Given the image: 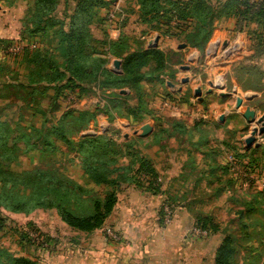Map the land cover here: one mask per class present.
Wrapping results in <instances>:
<instances>
[{
	"label": "trees",
	"instance_id": "1",
	"mask_svg": "<svg viewBox=\"0 0 264 264\" xmlns=\"http://www.w3.org/2000/svg\"><path fill=\"white\" fill-rule=\"evenodd\" d=\"M24 1L27 3V14L23 22L24 30L21 32L23 38L24 35H37L50 39L53 43L49 48L27 59L31 67L24 76L25 82L18 85L24 93L22 99L25 105L42 109L38 112L47 117L48 111L42 106L44 99H48L55 112L60 109L58 100L71 94L77 93L78 97H81L94 88L100 92L108 89L113 91L109 93L110 101L107 104L102 103V106L97 102V109L93 111L67 109L53 124L44 120L40 125H35L34 114L31 112L29 123L22 125L21 114H18L16 122L12 124L0 111V209L25 216L37 210H53L69 229L90 234L104 226L116 205L118 190L122 184H132L155 195L162 193L156 182L157 174L152 168V162L134 149L139 145V141L134 139L118 143L108 132L97 135L83 133L96 125L98 113L106 115L108 119H114L115 110H129L123 106L125 97L114 90L124 87L136 88L140 80L146 77L143 70L149 62H153L154 66L147 70L148 79L150 76L161 79L160 75L166 69L165 54L154 48L130 51L126 45L127 37L123 34H119L115 40L95 39L90 27L97 18V12L109 6L107 0H74L75 5L71 13H67L66 9L59 13L57 0ZM137 1L141 22L153 23L164 19L166 23L176 19V25L169 29V35L181 39L183 37V41L190 48L199 52L205 51L215 20L235 17L241 24L240 27L243 26L242 30H246L252 45L251 54L244 58V65L240 64L241 67L237 69L241 74L242 89L259 91L263 88L264 69H261L259 64L257 67L252 63L264 56V0H218L215 4L210 0ZM167 26L163 28H170ZM108 56L121 60L120 73L106 68ZM255 72H258L255 80L257 85L248 87L249 79ZM27 108L30 110L31 107ZM7 109L9 108L4 110ZM141 109L140 106L136 111L129 110L132 115H137L134 117L138 123L145 116ZM147 113L149 112L146 111ZM160 121L155 120L156 130L152 132L144 147L159 144L162 137L171 138L175 135L179 138H190L192 135L180 121L172 120L164 127ZM188 140L193 148L189 155L199 153L204 161L214 160L218 155L215 150L205 151L208 144L206 139ZM58 142L69 154L74 155L69 158L68 165L31 167L21 171L13 169V163L22 154H53L56 150L61 151ZM223 145L232 152L235 164L240 165L245 172L259 169L260 158L256 155L258 150L248 152L242 147H232L229 143ZM124 158L129 159L127 164L121 162ZM190 163L192 165L195 161L191 158ZM69 166H75L79 170V178L72 176L68 170ZM217 170L221 171L220 174H216ZM230 170L231 167L227 164L213 165L209 171L211 180L208 184L219 183L220 177ZM201 179L203 178L196 180L194 187L199 185ZM227 191L224 187H219L210 192L213 199L218 200ZM187 194L188 191H185L182 197L186 198ZM261 195H264L263 191L257 192L250 200L244 202L247 210L238 211L239 227L245 228L242 222L244 213L258 211L260 205L264 207V202L258 199ZM175 196L177 195L165 199L172 211L178 200ZM204 203L200 201L198 204L201 206ZM196 204L191 202L185 205L193 213L194 226L211 233L220 232L221 227L215 216L202 213L196 208ZM163 215L159 205L160 224ZM6 221V217L0 213V229ZM221 233L223 237L214 252L213 264H234L238 253V237L226 230ZM0 258L4 260V264H40L35 259L14 256L5 250H0Z\"/></svg>",
	"mask_w": 264,
	"mask_h": 264
},
{
	"label": "rangeland",
	"instance_id": "2",
	"mask_svg": "<svg viewBox=\"0 0 264 264\" xmlns=\"http://www.w3.org/2000/svg\"><path fill=\"white\" fill-rule=\"evenodd\" d=\"M58 1V12L61 13L66 9L67 13H71L75 2L74 0H57ZM109 6L105 7V11L100 9L97 12V18L91 25V34L95 39L102 38L107 40H115L111 38L115 34H123L127 37L126 45L128 49L143 50L146 47H154L165 54L166 67L169 71V75L173 76L172 82L176 84L173 93L168 92V88L164 84L163 79H159L150 76L148 79L147 70L152 69L154 66L153 62L149 64L143 70V74H146L145 78L140 80L136 88L124 87L122 89H115L116 93H120L121 90L125 91V94H121L125 108L136 111L140 108L142 114L145 113L143 119L149 120H161V126H165L167 122L170 123L172 120H180L182 124L191 131L190 136L195 139H206L209 138L210 142L214 147L212 150L218 152L217 154L222 155L223 152L226 154L225 164L230 165L228 155H233L230 150L225 148L223 143H229L232 147H241L242 140L244 137L249 135L251 131V124L247 125L242 123L239 119H234L235 114L228 113L229 109L227 101L230 100L233 90L238 96H249L241 92V74L237 71L241 61L248 57L252 52L251 42L248 43L244 33L246 30H242L239 21L234 18H222L215 20L214 23L218 24L220 30L225 32V36L218 38L212 45L208 44L204 52H199L196 49L190 48L181 38L169 35L171 28L176 25V19H172L166 23L164 19L154 21L153 23L141 22L138 17V4L137 0H107ZM174 1H185V0H174ZM218 0H210L212 4H215ZM225 1V0H222ZM254 2L255 0H250ZM114 2V4H111ZM27 14V3L24 0H0V111L3 112L6 117L9 118L10 122H16L18 114H21L20 122L22 125L29 123L30 112L34 114L35 125H40L44 120L48 124L57 122L61 113L67 109H94L96 110L97 102L101 104H107L110 101L109 92H98L96 89H92L87 95L89 97L77 100L64 97L58 100L60 110L53 112L52 106L48 99L42 101V106L48 111L47 117L41 115L34 105L30 110L25 105L24 93L21 92V88L18 87L20 82L24 83V76L27 73L28 68L31 64L27 63V59L33 57L37 52L43 49L49 48L53 43L50 39L45 37L33 36L27 37L22 31L23 22L26 19ZM168 25L166 28L163 26ZM254 26V25H252ZM163 28V29H162ZM254 28V27H252ZM170 29V30H169ZM51 34V33H49ZM101 40V39H99ZM238 44L239 49L235 48V43ZM170 44L172 49L169 48ZM179 44H185L186 47L179 49ZM236 46V48H238ZM233 50L235 58L227 64V56ZM27 53V54H25ZM26 55V56H25ZM109 57V56H108ZM110 60L112 57H109ZM106 64L109 69L113 68L112 63ZM257 66L260 63L258 60L252 63ZM189 66L190 70L183 71L180 69L181 66ZM107 67V68H108ZM258 67V66H257ZM201 72L200 81L193 82V78L190 77V72ZM194 74V73H192ZM179 76H188V83L185 85L181 84ZM258 77V72L252 74L248 87L257 85L255 82ZM181 89L178 90V88ZM238 87V88H237ZM240 88V89H239ZM200 90V96L195 97L194 91ZM208 90H212L210 94H206ZM51 94V93H50ZM99 94V95H97ZM196 99H193V97ZM72 96V94H71ZM168 99L177 108L183 110L180 116L170 115L169 110L162 108L163 101ZM199 98H204V101L199 102ZM166 99V100H167ZM141 101V102H139ZM102 104V106H103ZM9 108L4 110L5 108ZM24 109V110H21ZM103 108V107H102ZM244 108V107H243ZM124 108L114 111L115 119H108L103 116L104 120L101 119V123H96L91 129L85 131L83 134H102L108 132L109 136L112 137L118 143L125 142V136L129 140L135 130H139V124L136 122L135 117L129 110ZM229 110V111H228ZM146 111L149 113L146 114ZM98 112V111H97ZM119 112V114H118ZM242 112V111H240ZM121 113V114H120ZM101 114V113H98ZM97 114V115H98ZM151 115V116H148ZM99 116V120L101 115ZM264 116V110L257 114V119ZM219 120H223L222 124L218 123ZM135 121V122H134ZM155 124V122H154ZM197 128V130L193 128ZM193 130V131H192ZM151 136V135H150ZM146 137L147 138H150ZM186 137L182 136L181 140L179 136L167 138L162 137L159 144L151 145L150 147H144L141 143L134 148L140 154L150 156L154 160V163L158 166V170L165 167L168 162H172L171 159H175L178 156L177 151L172 150L180 147L183 151L189 144L181 143ZM262 149H264V136L258 137ZM130 141V140H129ZM224 146L225 149H222ZM58 147L61 151L56 150L55 153H41L32 152L30 154H22L13 163L12 167L16 171H21L25 168L31 167H42V166H60L68 165L69 158L74 155L69 154L65 147L58 142ZM155 151V153H150ZM263 152V153H262ZM169 154L173 156L169 157ZM260 158L259 169L253 172L247 173L244 177L236 176L238 179L246 182L245 186H230L228 191L219 197L218 200L213 199L211 190H203L201 187H193L184 189L188 191L187 197L191 198L192 201L196 202V208L202 211V213H210L215 216L218 224L221 227V231L226 230L235 234L238 237L237 249L238 253L234 264H263L264 263V207L259 206L258 211L250 213H244L242 216V222L245 224V228H241L238 225L239 210L244 212L247 208L244 206V202L250 200L257 192H264V151L257 152L256 154ZM128 158H124L121 162L127 164ZM136 166V165H135ZM188 167H192L191 163H188ZM137 168V167H135ZM195 169V167H193ZM237 168V167H236ZM69 172L73 177L79 178V170L73 166L68 167ZM232 171V170H231ZM190 186L194 185L195 177L192 174L190 177ZM244 179V180H243ZM223 182H226L223 176ZM252 181V184H250ZM224 184V183H223ZM206 191V192H205ZM181 195V194H180ZM131 200L133 196L131 194L126 195L120 194V203L125 202L123 197H127ZM182 196V195H181ZM163 198L161 210L167 205L166 199ZM124 201H123V200ZM126 199V200H127ZM135 199V196H134ZM258 199L264 202V195H261ZM205 202L199 206V202ZM126 203V202H125ZM125 206V205H124ZM130 207V206H129ZM178 206L173 207L170 219L166 222L163 217V226H168L176 215V209ZM179 208V207H178ZM181 208V207H180ZM188 212L187 224L188 228L185 231L186 237L173 235V231L170 233L169 245L172 247L179 246L182 248L184 245L188 249L187 264H213L214 251L219 246L222 233H211L206 231L204 235H197L192 230L198 228L194 226L193 213ZM0 213L3 217H6L7 221L0 229V250H5L13 254L14 256L28 257L30 259L37 260L40 264H74L67 261L66 255V243L71 239H78L79 246L85 248L89 246V238L85 237L84 234L79 233L75 235V231L66 227L59 217L53 210H37L30 215L14 214L6 212L0 209ZM164 216V215H163ZM238 219V220H237ZM203 230V229H202ZM116 232V231H115ZM75 233V234H74ZM100 240L102 238L110 236L113 237L115 234L113 231L106 235V230L102 231ZM97 243L99 244L100 242ZM108 239V238H107ZM110 239H108L109 242ZM167 240V241H168ZM82 241V243H81ZM113 244H118L119 241H111ZM96 243V244H97ZM66 252V253H65ZM80 260L82 259L81 256ZM79 260V261H80ZM200 260L202 262H200ZM75 260V262H79ZM0 264H4V260L0 258Z\"/></svg>",
	"mask_w": 264,
	"mask_h": 264
},
{
	"label": "crops",
	"instance_id": "3",
	"mask_svg": "<svg viewBox=\"0 0 264 264\" xmlns=\"http://www.w3.org/2000/svg\"><path fill=\"white\" fill-rule=\"evenodd\" d=\"M111 4H114V2H112ZM102 10L105 11V8H103ZM119 33L112 35L111 38L116 39L119 36ZM244 34L247 38L246 33ZM224 36H225V32L219 29L218 24L214 23V29L212 31L211 38L208 44L212 45L216 42L218 38H222ZM97 38L102 40V38L99 37ZM247 41L248 43H250V40L248 38ZM238 44L240 43L239 42L235 43L234 49L236 50L239 49ZM236 46L238 48H236ZM148 48L156 49L155 46L146 47L144 49H148ZM169 48L172 49L171 44ZM130 51H133V49H130ZM234 53L235 52H233L232 50V52L228 54L227 64L230 63L232 60H234L233 59V57L235 58ZM109 57L108 59L110 60ZM113 60L120 61V70L115 71L113 68L109 69L108 67L109 65L107 66L108 68L107 67L106 68L112 72L120 73L121 60L112 57L109 64H111ZM243 60L241 61V63L244 62ZM258 61L260 63L264 62V56L258 59ZM259 67L261 69H264V64L262 65L259 64ZM168 73L169 71L167 70L166 67V69L160 75V78L163 79L166 88H168V92L172 91L171 93H173L176 90L175 89L176 84H174L172 82V79H170L173 78V76H170ZM190 73H191L190 77L193 78V82L200 81V75H201L200 70L198 73L193 71H191ZM178 78L181 79V84L185 85L182 83V80L188 78V76H182V77L179 76ZM168 83L173 84L174 87L173 88L169 87L167 85ZM179 89H181V87H179L178 90ZM240 90L245 94H250L249 96H253V99L251 101H246V97L249 96H238L236 95V92L233 90L232 91L233 94H231L230 97L231 99L227 101V104L229 106L228 108L231 109V111L228 113L231 114L234 113L235 114L234 119H239L240 121H242V123L249 125V123H247L242 118L240 111H243L244 109L243 107L245 105L249 106L252 110H254L256 116L258 113L264 110V85L263 88L260 89L259 91L243 90L242 87ZM111 91L113 90L111 89L105 90L106 93L107 92L110 93ZM194 94L195 91L193 95ZM86 96L89 97L88 95H84V94H82L81 97L80 96L78 97L77 93H74L72 94V96L70 95L69 98L81 100L87 98ZM195 97H193V99H196ZM239 98H242L244 100V104L243 107H241L237 111L234 109V106L236 104L237 99ZM166 99L163 101L162 108L164 110L171 111L170 115L172 116H180L181 112L183 111L181 107L177 108L172 102ZM202 101H204V98L203 100L199 99L198 103H201ZM165 102H167L169 105L168 106L164 105ZM70 109H75V108H70ZM78 110L93 111L94 109H78ZM98 115H101L100 120L98 119L99 118ZM98 115L96 116V123H101V119L104 120L103 116H105L106 118V115L102 113ZM155 120L153 121L149 119H142V121L138 123L139 129L143 124L150 123L153 126L152 132H154L156 130V128L154 127ZM176 121H180V120H176ZM222 121L223 120H219L218 123L222 124L223 123ZM254 126L255 125L251 124L250 126L251 130ZM135 131H139V130H135ZM181 137L182 136H180V140ZM245 138L246 137H244V139ZM134 139H136L135 141H139L142 144V146H144L149 141V138L147 139L140 138L133 134V136L129 140L131 141ZM188 139H192V141H196L195 137L193 138L192 136H190V138L186 137L184 141L182 140L181 143H185L186 141H189ZM207 139H208L207 141H209V138ZM244 139L242 140L241 143V147L243 148V150H246L248 152L251 150H258L257 152L264 151L262 147L259 148L251 147L250 149H246L244 145ZM129 140H127V137L125 136V142ZM258 142L260 143V141ZM186 143L189 144V142ZM212 147H214V145H212L209 142L205 147L206 148L205 151L206 152L213 151L211 150ZM179 148L180 147H177L176 149L172 150V152L177 151L178 156H176L175 159H171L172 162L171 161L168 162V164L162 169H160V171L158 170L159 168L156 165V163H154V160L151 158L152 156L151 154L150 156L148 154L147 156L141 154V156H146V158L152 162V168L157 174L156 182L160 186V191L162 193H158L155 195L150 192H144L135 185L122 184L118 190L116 205L110 216L107 218L104 226L90 234L75 231V233H77V234L74 233L75 235L81 233L84 234L85 237H88L90 245L87 247L85 246V248H83L79 246V242H78L79 240L74 238L65 244L66 245L65 250L67 252V253L65 252L67 255V261H70L71 263L74 264H187L188 249L186 248V246L184 245L182 248H179V246L172 247L168 243L169 242L168 237L170 239L171 231H173L172 237L173 235H178L182 237L181 240H183V237H186L185 231L188 228V224H187L188 221L186 218L190 216H188V212L185 211L186 210L185 205L187 203H191L190 201L192 200L191 198L188 197L183 198L181 195L185 192L184 189L187 187V185L189 189L195 186V185H192V187L190 186L189 183L191 179L190 177L193 174L195 177V182L197 179L203 178L201 179L202 181L199 183V185L196 186L199 188L201 187V185H203V191L204 190L208 191L209 189L219 188V187H224L226 190H228L230 186H236V187L245 186L247 183L238 179L236 176H241L240 178H245L244 176L247 174V172H245V170L240 165H238L234 171L230 170L226 172V174L224 175V179L226 182H223L222 180L223 176H222L220 177L219 183L214 182L213 184H208V181L211 180L209 174L210 168L213 165L224 164L226 160V154H224L223 152L222 155L218 154L216 157H214V160L208 159L207 161H204L202 155L199 153H196L195 155L192 154L189 155L190 153L193 152V148L190 144L186 146V149H183V151H181ZM222 149H225L224 146H222ZM150 153H155V151H150ZM171 156H173V154H169V157ZM191 158L195 161V163L192 164V167L190 169V167H188V163L190 162ZM193 167H195V169H193ZM220 172L221 171L217 170L216 174H220ZM245 180H247V178H245ZM250 184H252V181H250ZM124 193L126 195L131 194L133 198H131V200H128L127 198L129 196L123 197L126 203L125 202L120 203L121 199L119 198V195ZM172 195H177L175 196L178 199L176 200V206H178L179 208L177 207L176 215L174 219L171 221V224L168 226H163L160 223H158L159 205L160 203H162L164 197L168 198L169 196ZM103 230L104 232L106 230V235L107 234L109 235L111 231H113L114 234L116 233L113 237L110 238L109 236L107 238L110 239L111 241H119L117 242L118 244H113L110 242V240L108 242V239L107 238L105 239V237L102 238L103 240H100L99 238L101 237V235H103L102 234ZM97 239H99L98 240V242H100L99 244L97 243ZM79 256H81L82 258L81 260ZM75 260L77 261L80 260V261L76 263ZM200 262L202 261L200 260Z\"/></svg>",
	"mask_w": 264,
	"mask_h": 264
},
{
	"label": "water",
	"instance_id": "4",
	"mask_svg": "<svg viewBox=\"0 0 264 264\" xmlns=\"http://www.w3.org/2000/svg\"><path fill=\"white\" fill-rule=\"evenodd\" d=\"M185 44H179L178 48L183 49L185 48ZM112 66L115 71L120 70V61L119 60H113ZM181 70L188 71L190 70V67L185 65L180 67ZM188 78H185L182 80L183 84L188 83ZM169 87L173 88L174 85L171 83L167 84ZM212 90H208L206 94H210ZM121 94H125L124 90L120 91ZM195 96H200V90L195 91ZM231 95V94H228ZM202 100V98H199ZM253 99V96L246 97V101H251ZM244 100L242 98L237 99L236 104L234 106L235 110H239L241 107H243ZM242 118L249 124L255 125L252 130L249 132V135L244 139V145L246 149H250L251 147L259 148L261 146V143L257 141L258 137L264 136V116L257 119L256 113L254 110H252L249 106L245 105L243 111L241 112ZM153 126L150 123L143 124L139 131H134V135L140 137V138H146L150 136L152 133ZM264 264V263H263Z\"/></svg>",
	"mask_w": 264,
	"mask_h": 264
},
{
	"label": "built area",
	"instance_id": "5",
	"mask_svg": "<svg viewBox=\"0 0 264 264\" xmlns=\"http://www.w3.org/2000/svg\"><path fill=\"white\" fill-rule=\"evenodd\" d=\"M164 105L168 106L169 104L167 102H165ZM228 160L230 163L231 170L234 171L237 167V165L235 164L234 157L232 155H228ZM163 206H165L163 208V213H164V217H165L166 222H167L170 219V215H171L172 210H171V207L168 205H163ZM192 231L195 232L197 235H200V234L204 235L206 233L205 230H202L200 228H194Z\"/></svg>",
	"mask_w": 264,
	"mask_h": 264
}]
</instances>
